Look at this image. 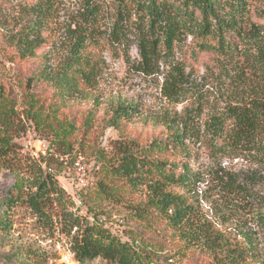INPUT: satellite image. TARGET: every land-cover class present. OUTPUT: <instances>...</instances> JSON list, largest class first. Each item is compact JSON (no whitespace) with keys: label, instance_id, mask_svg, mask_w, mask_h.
I'll use <instances>...</instances> for the list:
<instances>
[{"label":"rangeland","instance_id":"rangeland-1","mask_svg":"<svg viewBox=\"0 0 264 264\" xmlns=\"http://www.w3.org/2000/svg\"><path fill=\"white\" fill-rule=\"evenodd\" d=\"M34 1L0 0V109L9 115V125L1 127L0 136L9 139L11 148L6 157L0 158V206L18 188L24 197L39 166L43 172L55 176L60 189L69 197V211L75 209L77 196H82L81 216L87 218L90 211H95L111 222L112 216L123 218L121 226L139 232L142 242L160 256V264H218L224 253L206 248L203 238L182 239L157 218L132 219L134 208L145 206L151 194L144 187L132 190L107 172L108 160L113 156L111 142L122 139L145 146L152 140L184 132L182 153L179 156L168 153L165 157L171 162L182 158L185 163L186 148L189 167L199 179L188 189L171 190L195 206L199 234L208 230L222 249L234 246L249 249L246 264H264V230L257 219V215L264 213V159L235 152L220 142L217 144L221 148L212 149L203 135L207 116L220 110L228 96L233 100L237 94L233 90L237 81L235 63L198 51L187 37L174 48L172 61L181 68L184 81L179 94L170 98L165 89L172 67L160 63L153 74L140 72L134 32L124 34L127 48L113 45L108 34L116 18L117 1L102 0L96 21L99 29L87 38L82 50L90 64L96 66L95 77L89 85L79 82L76 91L62 97L51 83L30 85L27 79L41 70H54L66 59L71 43L69 30L80 15L81 3L52 0L49 15L34 29L40 33L41 45L33 57L19 59L9 40L32 25L34 19L27 14L26 6ZM245 24L256 26L264 34V1L249 0ZM34 93L49 115L38 127L24 115L28 95ZM118 107L130 108L127 114L117 113L114 126L111 118ZM185 120L197 124L193 136L187 133V139ZM57 123L67 128L70 125L72 129L67 138L73 146L70 155L61 153L53 130ZM74 159H78L87 174L88 186L81 194L76 185L78 171L71 166ZM225 174L233 177L239 191L225 190L218 179L226 178ZM100 180L111 187V200H105L99 191ZM4 209L2 206L1 211ZM6 217L7 227L0 229V264H64L71 255L67 238L58 232L60 226L54 223L52 228L37 221L26 204L11 206ZM84 264L106 263L96 259Z\"/></svg>","mask_w":264,"mask_h":264},{"label":"trees","instance_id":"trees-1","mask_svg":"<svg viewBox=\"0 0 264 264\" xmlns=\"http://www.w3.org/2000/svg\"><path fill=\"white\" fill-rule=\"evenodd\" d=\"M79 1L80 15L72 22L74 27L69 30L71 43L69 42L66 59L54 70H41L27 79L30 85L37 82L51 83L62 97L76 91L79 82L89 85L95 77L96 66L90 64L88 56H83L82 50L87 38L99 29L96 28V21L100 15L102 0ZM116 1V18L109 28V41L123 49L127 48L124 34L131 30L134 32L140 58L137 64L140 72L150 75L158 69L160 63L170 65L172 74L165 89L168 97H176L184 81L181 68L172 59L175 45L187 37L191 38L198 51L212 54L214 59L235 63L237 81L234 82L233 90L237 94L233 100H229L228 96L220 110L207 116L203 122V135L212 149L226 146L235 152L263 160L264 34L256 26L247 27L245 24L249 0ZM50 3L52 0H35L26 6L27 14L34 19L33 23L27 30L9 40L10 45L16 48L19 59L33 57L41 45L40 33H35L34 29L49 15ZM31 34L37 35L29 36ZM34 95L35 93L28 95L24 115L27 121L34 122L38 127L45 119H49V115L43 111L44 104H38ZM129 108L118 107L111 118V125H116L117 113L127 114ZM8 116L0 109V130L9 125ZM196 125L185 120V139L187 133L190 134L187 136H193L192 130ZM50 126L51 124L46 127ZM68 127L60 123L53 127L64 155H70L73 150L72 143L67 140L72 131L70 125ZM183 133L152 140L145 146L122 139L111 142L113 156L108 160L107 172L112 179L123 182L132 190L144 187L151 194L145 206L134 208L132 219H147L148 216L157 218L165 221L182 239L192 241L203 238L202 243L206 248L224 253L218 264H246L249 249L242 246L222 249L217 241L211 239L208 230L203 229L204 234H199L195 206L181 194L171 190L172 187L188 189L199 179L197 173L189 167V152L186 148L185 163L182 158L171 162L165 157L168 153L178 156L182 153ZM217 142L222 146H218ZM10 151L9 139L4 135L0 136V158L6 157ZM34 173L24 197L21 195V188H18L17 193L9 196L0 206V229L7 227L6 211L20 202L27 205L37 221L46 222L52 228L54 223L60 226L58 232L67 238L70 254L78 264L96 259L106 264L161 263L160 256L138 237L139 232L122 227L114 221L99 222L97 217L101 213L95 211H90L93 221L69 211L71 202L60 189L55 176L47 171L43 172L39 166ZM225 175L226 178H218L225 190L239 191L235 189L233 177ZM97 187L105 200L112 199V189L104 180H100ZM2 206L5 208L3 211ZM257 219L264 230V213L257 215Z\"/></svg>","mask_w":264,"mask_h":264},{"label":"built area","instance_id":"built-area-1","mask_svg":"<svg viewBox=\"0 0 264 264\" xmlns=\"http://www.w3.org/2000/svg\"><path fill=\"white\" fill-rule=\"evenodd\" d=\"M71 166H75V168L77 169L78 171V175L76 176V185L78 187L81 188L79 194H81V191L88 186V181L86 180V170L83 166L80 165V162L78 161V159H74L72 162H71ZM48 171H51L50 169ZM62 189L65 191V187L63 186ZM77 200H76V205H75V209L72 211L74 213H78V215H82L83 214V211L81 210V207H82V204H83V200H82V196H77ZM75 204V203H74ZM99 219V222H102V223H106L108 222L109 220L106 218V216L104 215H99L97 217ZM93 216L92 214L88 215L87 216V220L89 221H93ZM112 220L114 222H117L119 225H123L124 224V219L121 218V217H116V216H112ZM64 264H77L75 262V260L73 259V257L71 255H69V257H66L65 258V261H64Z\"/></svg>","mask_w":264,"mask_h":264}]
</instances>
